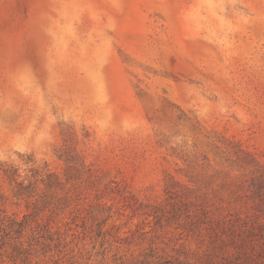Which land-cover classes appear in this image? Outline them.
<instances>
[{"label":"rangeland","instance_id":"obj_1","mask_svg":"<svg viewBox=\"0 0 264 264\" xmlns=\"http://www.w3.org/2000/svg\"><path fill=\"white\" fill-rule=\"evenodd\" d=\"M0 264H264V0H0Z\"/></svg>","mask_w":264,"mask_h":264},{"label":"trees","instance_id":"obj_2","mask_svg":"<svg viewBox=\"0 0 264 264\" xmlns=\"http://www.w3.org/2000/svg\"><path fill=\"white\" fill-rule=\"evenodd\" d=\"M249 247V246H248ZM246 244H243L242 246L238 247V253L241 255H244L246 257H252V249L248 251V248Z\"/></svg>","mask_w":264,"mask_h":264}]
</instances>
